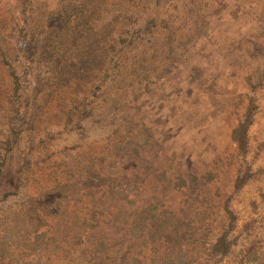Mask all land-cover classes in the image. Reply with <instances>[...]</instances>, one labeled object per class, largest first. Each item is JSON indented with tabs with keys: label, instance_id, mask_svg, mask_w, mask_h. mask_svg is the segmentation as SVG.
I'll return each instance as SVG.
<instances>
[{
	"label": "rangeland",
	"instance_id": "rangeland-1",
	"mask_svg": "<svg viewBox=\"0 0 264 264\" xmlns=\"http://www.w3.org/2000/svg\"><path fill=\"white\" fill-rule=\"evenodd\" d=\"M0 264H264V0H0Z\"/></svg>",
	"mask_w": 264,
	"mask_h": 264
},
{
	"label": "trees",
	"instance_id": "trees-1",
	"mask_svg": "<svg viewBox=\"0 0 264 264\" xmlns=\"http://www.w3.org/2000/svg\"><path fill=\"white\" fill-rule=\"evenodd\" d=\"M68 7H70V9L73 7L72 12L76 13V6L75 5L70 4V5H68ZM14 92H17V88L14 89ZM254 101H255L254 96L252 94H250L247 98V104H246L245 111L242 115L241 120L237 123L234 134L232 136L233 141L235 142L236 146L240 150H244L245 145H246V138H245L246 130H247V127L251 124L253 114L256 110ZM235 134H237L239 136H236ZM236 187H237V185H236ZM224 211L226 212L227 216L229 217L230 222L228 223L226 228L220 232V235L217 237V239L213 243L214 249H216V251L220 255L225 254L226 252L229 251L230 243L226 240V234L228 233V231H230V229L232 227V220L231 219L233 218V213L231 211V208H229L227 206V204L224 206Z\"/></svg>",
	"mask_w": 264,
	"mask_h": 264
}]
</instances>
